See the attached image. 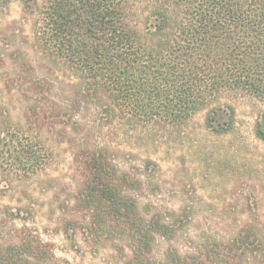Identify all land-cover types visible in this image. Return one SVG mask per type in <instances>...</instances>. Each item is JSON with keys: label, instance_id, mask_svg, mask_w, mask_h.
<instances>
[{"label": "trees", "instance_id": "16d2710c", "mask_svg": "<svg viewBox=\"0 0 264 264\" xmlns=\"http://www.w3.org/2000/svg\"><path fill=\"white\" fill-rule=\"evenodd\" d=\"M13 1L0 0V7ZM34 35L41 54L69 73L76 111L66 114L69 100L40 80L25 93L36 102L27 113L31 124L52 117L78 121L81 103L97 100L108 123L152 144L165 134L181 136L204 110L207 127L223 135L235 130L237 113L220 98L239 91L263 105L255 134L264 142V0H43ZM5 117L0 107V187L8 188L3 181L42 173L51 153ZM75 161L93 228L128 243L132 255L124 264H228L241 249L237 241L182 252L173 243L181 220L141 205L140 166L123 171L106 147L85 148ZM150 166L157 163L147 158L144 167ZM16 231L14 241H0V264H58L36 231L27 225ZM158 240L168 244L161 257Z\"/></svg>", "mask_w": 264, "mask_h": 264}, {"label": "rangeland", "instance_id": "374dc122", "mask_svg": "<svg viewBox=\"0 0 264 264\" xmlns=\"http://www.w3.org/2000/svg\"><path fill=\"white\" fill-rule=\"evenodd\" d=\"M42 2L14 0L0 7L3 120L39 139L51 153L46 169L34 178L2 182L9 187H0V241H14L16 230L27 225L51 245L58 264H124L132 255L128 243L93 228L75 161L85 148L106 147L123 171L136 172L141 167L145 188L138 197L144 211H160L169 219L181 220L173 243L182 252L238 241L241 249L228 264H264V142L255 134L263 105L243 92H225L219 103L235 107L234 131L212 132L206 123L209 110H204L181 136L177 132L158 136L155 144L131 136L116 122L108 123L103 103L97 100L81 103L78 121L51 115L49 120L31 124L27 113L36 102L25 93L40 80L55 84L58 92L54 93L69 100L66 114L76 111L70 107L74 95L69 73L59 71L36 43L34 23ZM143 9L138 11L140 16ZM147 158L157 166L146 169ZM167 246L158 240L155 255L161 257Z\"/></svg>", "mask_w": 264, "mask_h": 264}]
</instances>
